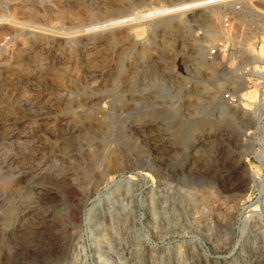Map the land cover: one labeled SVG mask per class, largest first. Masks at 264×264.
I'll list each match as a JSON object with an SVG mask.
<instances>
[{
  "label": "rangeland",
  "instance_id": "374dc122",
  "mask_svg": "<svg viewBox=\"0 0 264 264\" xmlns=\"http://www.w3.org/2000/svg\"><path fill=\"white\" fill-rule=\"evenodd\" d=\"M232 1L0 0V264H264V0Z\"/></svg>",
  "mask_w": 264,
  "mask_h": 264
},
{
  "label": "built area",
  "instance_id": "2783aa9c",
  "mask_svg": "<svg viewBox=\"0 0 264 264\" xmlns=\"http://www.w3.org/2000/svg\"><path fill=\"white\" fill-rule=\"evenodd\" d=\"M219 50L218 46L213 47L210 51V55H218ZM254 72V86L256 89V97H257V107L259 110V118L264 121V58L260 59L257 64L253 66ZM251 68H249L250 70ZM223 98L228 102L229 105H236L239 103V97L232 92H226Z\"/></svg>",
  "mask_w": 264,
  "mask_h": 264
},
{
  "label": "bare ground",
  "instance_id": "6f19581e",
  "mask_svg": "<svg viewBox=\"0 0 264 264\" xmlns=\"http://www.w3.org/2000/svg\"><path fill=\"white\" fill-rule=\"evenodd\" d=\"M241 1V0H240ZM239 0H234V1H232V2H230V4L233 6V4H234V6L233 7H235V5L237 4V3H239L240 2ZM242 1H246V2H248V0H242ZM240 4H241V2H240ZM243 14V13H242ZM244 15V14H243ZM243 15H240V16H243ZM248 15V14H247ZM251 15V14H250ZM213 17V16H212ZM219 17V16H218ZM239 18V17H238ZM218 20V19H217ZM248 30V29H247ZM1 31V30H0ZM253 54H255V53H253ZM260 57L261 58H263L264 57V46L262 45L261 46V48H260V50H259V52L257 53V55H247V58H248V60H251V62H257L259 59H260ZM203 65H205V64H203ZM263 143V148H264V141H262Z\"/></svg>",
  "mask_w": 264,
  "mask_h": 264
}]
</instances>
